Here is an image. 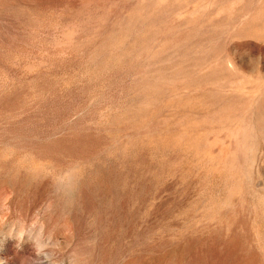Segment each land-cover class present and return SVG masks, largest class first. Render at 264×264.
<instances>
[{
    "label": "rangeland",
    "instance_id": "374dc122",
    "mask_svg": "<svg viewBox=\"0 0 264 264\" xmlns=\"http://www.w3.org/2000/svg\"><path fill=\"white\" fill-rule=\"evenodd\" d=\"M0 264H264V0H0Z\"/></svg>",
    "mask_w": 264,
    "mask_h": 264
}]
</instances>
